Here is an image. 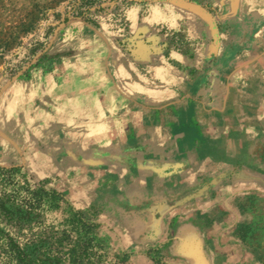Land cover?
<instances>
[{
	"label": "crops",
	"instance_id": "0c3cea01",
	"mask_svg": "<svg viewBox=\"0 0 264 264\" xmlns=\"http://www.w3.org/2000/svg\"><path fill=\"white\" fill-rule=\"evenodd\" d=\"M199 1L215 20L172 2L126 5L124 29L71 20L50 50L60 61L5 92L0 124L53 146L94 137L101 155L116 156L102 164L109 176L131 171L147 194L155 236L185 212L179 263L242 264L235 200L264 195V0ZM178 26L190 53H161L162 30Z\"/></svg>",
	"mask_w": 264,
	"mask_h": 264
},
{
	"label": "rangeland",
	"instance_id": "374dc122",
	"mask_svg": "<svg viewBox=\"0 0 264 264\" xmlns=\"http://www.w3.org/2000/svg\"><path fill=\"white\" fill-rule=\"evenodd\" d=\"M191 1L205 6L213 15L209 5ZM154 2L172 1L0 0V120L4 118L2 99L13 84L29 80L36 70L46 72L60 61L61 57L51 54L50 50L63 26L77 18L94 26L105 19L124 29L126 5ZM172 3L203 12L215 20L194 6ZM162 31L168 34L161 42V53L169 55L171 49L190 53L192 44L182 27ZM6 126L8 128L0 124V164L20 165V173L27 176L31 184L63 195L62 200L52 201L51 206L45 205L46 210H40L41 226L67 224L74 213L79 212L89 222L97 224L99 239L112 248L128 252L132 264H181L178 247L184 243L180 242L179 232L185 223V212L171 213L163 235L155 236L157 228L146 224L147 194L139 193L131 171L123 172V182L109 176L110 171L102 164L110 165L116 156L101 155V146L94 137L63 138L60 146H53L52 139H37L34 130ZM87 152L89 162L84 161ZM124 159L130 161L132 156L125 155ZM235 201L241 218L230 232L249 252L242 264H264V195L250 193ZM195 214L198 218L205 216L207 225L216 220L202 211Z\"/></svg>",
	"mask_w": 264,
	"mask_h": 264
},
{
	"label": "trees",
	"instance_id": "16d2710c",
	"mask_svg": "<svg viewBox=\"0 0 264 264\" xmlns=\"http://www.w3.org/2000/svg\"><path fill=\"white\" fill-rule=\"evenodd\" d=\"M20 169L0 164V264H132L128 252L97 237V224L82 213L41 226L40 210L63 195L31 184Z\"/></svg>",
	"mask_w": 264,
	"mask_h": 264
},
{
	"label": "water",
	"instance_id": "95a60500",
	"mask_svg": "<svg viewBox=\"0 0 264 264\" xmlns=\"http://www.w3.org/2000/svg\"><path fill=\"white\" fill-rule=\"evenodd\" d=\"M130 1H136V2H142V1H161V0H130ZM162 1H172V2H179V3H182V4H186V5H191V6H194L196 8H199L203 11H205L212 19H214L213 15L206 9L205 6L199 4V3H196V2H193L191 0H162ZM26 69V67L24 68ZM16 77V76H15ZM14 77V78H15ZM9 84V83H8ZM6 84L5 86L2 87V90L8 85Z\"/></svg>",
	"mask_w": 264,
	"mask_h": 264
}]
</instances>
